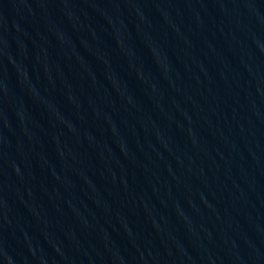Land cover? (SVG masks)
Returning <instances> with one entry per match:
<instances>
[{"label":"water","instance_id":"obj_1","mask_svg":"<svg viewBox=\"0 0 264 264\" xmlns=\"http://www.w3.org/2000/svg\"><path fill=\"white\" fill-rule=\"evenodd\" d=\"M0 264H264V0H0Z\"/></svg>","mask_w":264,"mask_h":264}]
</instances>
